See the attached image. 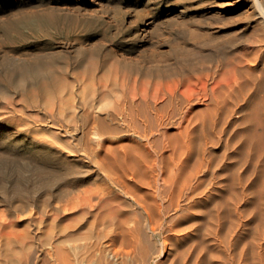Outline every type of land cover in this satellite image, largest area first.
<instances>
[{"label":"bare ground","instance_id":"obj_1","mask_svg":"<svg viewBox=\"0 0 264 264\" xmlns=\"http://www.w3.org/2000/svg\"><path fill=\"white\" fill-rule=\"evenodd\" d=\"M261 31L251 59L199 45L164 83L63 105L86 109L52 136L71 164L2 181L0 264H264Z\"/></svg>","mask_w":264,"mask_h":264},{"label":"rangeland","instance_id":"obj_2","mask_svg":"<svg viewBox=\"0 0 264 264\" xmlns=\"http://www.w3.org/2000/svg\"><path fill=\"white\" fill-rule=\"evenodd\" d=\"M263 2L0 0V193L2 181L71 164L52 136L76 133L86 109L76 108L74 117L63 105H81L92 93L97 100L113 88L164 83L156 72L190 67L185 56L199 45H228L232 57L251 59L263 36ZM215 54L213 62L222 58Z\"/></svg>","mask_w":264,"mask_h":264}]
</instances>
